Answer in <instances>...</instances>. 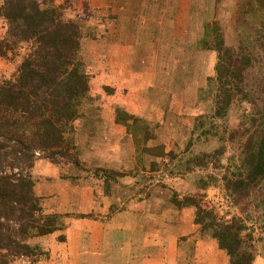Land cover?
Masks as SVG:
<instances>
[{
  "label": "rangeland",
  "instance_id": "374dc122",
  "mask_svg": "<svg viewBox=\"0 0 264 264\" xmlns=\"http://www.w3.org/2000/svg\"><path fill=\"white\" fill-rule=\"evenodd\" d=\"M55 5L63 6L64 17L80 25V54L89 92L70 137L80 167L76 169L65 160L55 165L36 152L31 175L44 211L63 214L69 207L87 211L92 206L95 212L81 215L106 222L137 205L148 221V214L161 223L166 216L173 223L169 225L174 226V236L181 237L175 254L177 264H229L216 242L194 224L195 210L179 207L188 196L196 195L202 208L213 210L220 219H242L254 231V239H264L261 199L258 204L251 203L252 192L248 200H237L236 195L220 189L228 163H237L240 144L244 143L225 144L217 172L213 166L177 172L167 156L176 151L179 158L187 159L180 152L190 138L192 119L214 106L211 97L205 101L199 97V88L206 89V77L213 75L216 63V55L207 45L212 42L204 44L211 36L207 27L217 26L228 47L247 41L259 59L251 80L264 81V0H55ZM6 33L0 19V41ZM17 51L0 56V79L14 78L27 48L21 46ZM237 104L243 112L251 110L248 103ZM123 113L129 114L125 125L121 124ZM239 115L232 110L228 124L220 123L222 128L238 121ZM216 147L215 143L202 149ZM152 163L165 166L153 173ZM102 169H139L143 178L126 176L120 180L126 188L110 187L94 177L95 171ZM212 174L218 178V187L199 189L198 181ZM173 194L179 204H173ZM116 227L112 231L119 239L122 232L118 224ZM134 234V230L129 232ZM116 238L115 245L123 246ZM34 240L29 243L39 247ZM263 242H258L254 264H264ZM39 250V256L13 258L10 264H23L22 259L48 264L47 252Z\"/></svg>",
  "mask_w": 264,
  "mask_h": 264
},
{
  "label": "trees",
  "instance_id": "16d2710c",
  "mask_svg": "<svg viewBox=\"0 0 264 264\" xmlns=\"http://www.w3.org/2000/svg\"><path fill=\"white\" fill-rule=\"evenodd\" d=\"M62 10L55 0H1L0 19L7 33L0 41V56L16 53L21 46L27 53L13 79H0V264L39 256V247L29 242L62 231L64 219L69 217L44 211L31 175L36 152L55 165L65 160L76 169L80 167L70 137L89 92V78L80 54V25L67 20ZM254 10L258 12L259 7ZM207 30L211 36L203 42H212L207 45L215 53L216 63L213 75L206 77V89L199 88V97L203 101L211 97L214 106L192 119L190 138L180 152L187 159L179 158L176 151L167 156L177 172L211 166L216 171L221 168L225 144L244 143L240 144L237 163H228L220 189L236 195L237 200H248L254 192L251 203L261 199L259 205L264 206V81L256 83L250 77L259 59L247 41L239 47H228L217 26ZM238 101L248 103L251 110L241 111ZM232 110L240 112V119L222 128L220 123L228 124ZM128 115L123 113L121 124H127ZM215 143L217 147L210 151L202 149ZM151 166L150 172L155 173L165 165ZM215 175L200 179L197 187H218ZM126 176L143 178L139 169H102L94 174L110 187L123 188L120 180ZM172 197L173 204H179L176 195ZM179 207L195 210L194 224L216 242L229 264H254L258 242L264 239H254V231L242 219H220L213 210L202 208L196 195L186 197Z\"/></svg>",
  "mask_w": 264,
  "mask_h": 264
},
{
  "label": "crops",
  "instance_id": "0c3cea01",
  "mask_svg": "<svg viewBox=\"0 0 264 264\" xmlns=\"http://www.w3.org/2000/svg\"><path fill=\"white\" fill-rule=\"evenodd\" d=\"M139 209V206L133 205L105 222L80 217L95 212V207L91 206L87 211L69 207L63 214L75 218L65 219L62 231L36 238L33 243L47 252L48 264H177L175 254L181 237L174 236L171 231L174 226L169 225L171 222L166 216L161 223V219L148 214L151 221L154 220L149 224L151 221L145 218V211ZM117 224L122 232L119 239L112 231H116ZM132 230L135 234L129 235ZM58 237L61 240L58 241ZM115 238L123 246L120 244L118 248ZM183 244L186 249V243ZM130 249L134 251L129 254ZM22 260L23 264H30Z\"/></svg>",
  "mask_w": 264,
  "mask_h": 264
}]
</instances>
